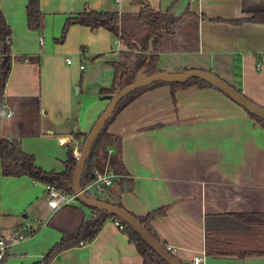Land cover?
<instances>
[{
    "label": "crops",
    "instance_id": "crops-1",
    "mask_svg": "<svg viewBox=\"0 0 264 264\" xmlns=\"http://www.w3.org/2000/svg\"><path fill=\"white\" fill-rule=\"evenodd\" d=\"M145 1L163 12L176 0ZM241 3L177 2L173 12L188 8L205 16L198 23V51L171 53L165 42L157 67L169 73L212 72L264 108V26L210 21L244 18ZM26 4L0 0L16 57L4 94L38 97L40 135L22 138L21 148L42 170L62 172L68 150L73 157L82 149L84 136L109 103L99 92L112 87V63L122 49L114 46L115 37L107 30L92 32L80 25L70 26L64 41L57 42L65 20L85 9L121 14L139 8L132 9L131 0H39L43 19L36 31L27 26ZM174 96L175 103L167 85L147 90L112 121L108 132L120 139L124 172L114 173L98 199L118 202L135 216L167 207L152 229L182 264H190L194 256L204 264H264V256L206 253L208 246L215 252L243 249L249 235L236 216L264 213V129L213 88L191 85ZM11 122L3 116L2 138H12ZM46 201L45 185L27 177H4L0 170V239H8L30 219L47 224L54 212ZM33 229L32 236L9 246L5 264H32L60 239L47 225ZM49 264H142V258L108 220L91 242L60 253Z\"/></svg>",
    "mask_w": 264,
    "mask_h": 264
},
{
    "label": "trees",
    "instance_id": "trees-1",
    "mask_svg": "<svg viewBox=\"0 0 264 264\" xmlns=\"http://www.w3.org/2000/svg\"><path fill=\"white\" fill-rule=\"evenodd\" d=\"M166 11L151 9L145 0H131V5L139 9L134 12L111 13L85 9L82 13L68 17L63 25L61 35L57 42H63L68 28L72 25L88 27L92 32L105 29L118 37L122 49L119 51V59L112 63L114 69V81L110 89H102L99 94L110 101L116 87L124 89L135 80L136 75L142 69L147 75L161 72L158 67L159 53L165 41H168V50L171 53H194L198 51V23L205 16H198L186 8L181 13L173 12V7ZM190 2L192 0H184ZM242 13L244 18L225 21L212 19L211 22H229L240 25L250 22L264 26V1L242 0ZM26 22L30 30L42 29L43 14L39 8V0H27ZM82 52L84 49L81 50ZM24 60V58H19ZM16 57L12 55V37L10 27L7 25L0 11V128L3 116L7 111H12L11 127L13 136L10 139L2 138L0 134V170L4 177H27L33 182L41 183L47 188L67 196L72 195V178L77 161L68 150L67 159L64 162L65 169L62 172L44 171L35 164L33 156L23 152L21 139L24 137H37L40 135V103L38 97H6L5 86L10 73L12 62ZM187 71L186 69L182 72ZM179 73V72H178ZM212 73V72H210ZM214 74V73H213ZM167 85L170 88L172 102L175 103V93L191 85L203 88H212L207 83L192 79L185 84L154 83L148 87L139 89L122 99L111 118L105 123L104 128L96 137L89 157L85 162L80 185L84 188L94 179V170H102L105 165L115 173L122 175L124 166L120 157V139L110 134L108 128L116 116L139 95L147 90ZM235 89V88H234ZM236 90V89H235ZM240 92L239 90H236ZM241 93V92H240ZM246 113L264 129V120ZM84 136V135H83ZM85 138L87 137L84 136ZM109 149L114 153L109 154ZM90 196L88 192L85 193ZM114 205L126 210L120 203ZM127 211V210H126ZM167 207H161L147 213L144 216L131 214L154 238L162 245L152 229V222L166 214ZM237 219L243 222L248 244L236 252H215L206 247L208 255H235L238 257L264 256V213L239 214ZM118 221L117 218L107 215L105 212L89 209L83 205H68L56 210L47 222V226L60 234V239L42 257L32 264H49L60 253L75 247L83 246L91 242L108 221ZM121 230L128 241L135 246L142 258V264H166L161 260L129 226L122 222ZM35 232H33L34 234ZM163 247V245H162ZM6 256L0 260L5 264ZM180 262V261H179ZM181 263V262H180Z\"/></svg>",
    "mask_w": 264,
    "mask_h": 264
},
{
    "label": "water",
    "instance_id": "water-1",
    "mask_svg": "<svg viewBox=\"0 0 264 264\" xmlns=\"http://www.w3.org/2000/svg\"><path fill=\"white\" fill-rule=\"evenodd\" d=\"M192 79L203 81L210 85L213 89L221 92L228 99L233 101L239 107L250 113L256 118L264 120V108L256 105L242 93L236 91L234 87L226 83L224 80L219 78L216 74L208 71L189 69L185 72L169 73V72H158L153 75H147L145 70L142 69L136 75L135 80L132 84L124 89L116 87L115 93L111 97L107 107L100 114L92 129L88 133L84 140L83 147L81 149L80 159L77 161L76 168L73 172L72 178V193L76 195V199L80 205H83L89 209H95L98 211L105 212L107 215L117 218L120 222L132 228L142 239V241L166 264H182L170 253H168L162 245L149 233L131 214L126 210L102 201L94 196H87L82 191L80 181L83 173L84 165L89 157L91 147L104 128L105 123L111 118L113 111L115 110L118 103L127 97L129 94L136 90L148 87L154 83L164 84H185ZM127 185L124 183V186Z\"/></svg>",
    "mask_w": 264,
    "mask_h": 264
},
{
    "label": "built area",
    "instance_id": "built-area-1",
    "mask_svg": "<svg viewBox=\"0 0 264 264\" xmlns=\"http://www.w3.org/2000/svg\"><path fill=\"white\" fill-rule=\"evenodd\" d=\"M120 45H121L120 39L118 37H115L114 46L117 48V47H120ZM66 62H67V64H70L69 59H67ZM257 67H260V64H258ZM80 69H83V67L80 66ZM12 114H13L12 111H7L5 113V115L8 117H11ZM108 153L110 154L111 150H109ZM80 155H81V150L79 152L73 154V159L75 161H78L80 159ZM94 176H95V179L91 183L86 185L84 188H82V191L85 193L88 192L90 194V196H93L92 191H96L97 193L100 194L108 186H110L112 183V180L115 177V174L106 164L102 170L95 169L94 170ZM46 203H47V206L53 212H55L56 210H58L59 208H61L63 206L78 205V201L76 199L75 194L67 196V195L62 194V193H60V192H58L52 188H47V201H46ZM33 222L37 226H40V227L46 225V223H42L38 219H34ZM114 225L119 230L123 229V225L118 221H114ZM33 232H34V229L32 226V222L24 221L20 225L19 230L16 231L13 235H11V237H9L6 240L0 239V260H2L6 256L9 246L32 236ZM162 245H163V248L168 253H170V254L172 253L173 249L170 245H168L166 243H162ZM190 264H204L203 258L201 256H194L192 258Z\"/></svg>",
    "mask_w": 264,
    "mask_h": 264
},
{
    "label": "rangeland",
    "instance_id": "rangeland-1",
    "mask_svg": "<svg viewBox=\"0 0 264 264\" xmlns=\"http://www.w3.org/2000/svg\"><path fill=\"white\" fill-rule=\"evenodd\" d=\"M261 1H264V0H261ZM132 9H135V6H133L132 7ZM165 42H167L168 43V41L166 40ZM176 71H174V73H175ZM92 195L94 196V197H96V198H102L101 197V194H99V193H97L96 191H92ZM34 220H29V222H32V226L34 227V225L36 226V224L33 222ZM6 260V259H5Z\"/></svg>",
    "mask_w": 264,
    "mask_h": 264
}]
</instances>
